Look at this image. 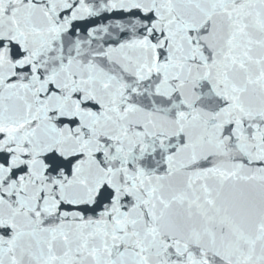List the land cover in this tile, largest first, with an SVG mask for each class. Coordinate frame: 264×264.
Segmentation results:
<instances>
[{
  "label": "snow or ice",
  "instance_id": "obj_1",
  "mask_svg": "<svg viewBox=\"0 0 264 264\" xmlns=\"http://www.w3.org/2000/svg\"><path fill=\"white\" fill-rule=\"evenodd\" d=\"M0 264H264V0H0Z\"/></svg>",
  "mask_w": 264,
  "mask_h": 264
}]
</instances>
